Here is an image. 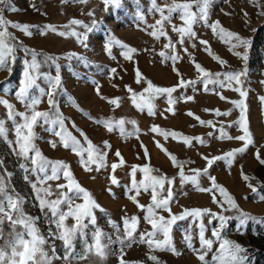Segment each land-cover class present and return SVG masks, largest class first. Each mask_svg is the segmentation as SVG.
<instances>
[{"label":"rangeland","instance_id":"374dc122","mask_svg":"<svg viewBox=\"0 0 264 264\" xmlns=\"http://www.w3.org/2000/svg\"><path fill=\"white\" fill-rule=\"evenodd\" d=\"M156 2L164 6L165 3H171V0H156ZM13 8L15 11L12 10ZM0 9L3 10L6 20L31 26V36L11 27L8 30L15 37L13 44L23 45L30 52L35 51L38 54L37 61L40 67L37 74L40 78L37 83L45 91L49 90L46 77L54 78L57 75V66L59 67L62 89L58 90L55 98L59 113L64 119L65 131L80 140L81 146L86 148L87 142L81 135L83 133L93 145L106 153L107 167L99 171H85L81 166L80 158L70 149H65L60 138L54 134L59 131V125H41L36 129L39 137L36 144L43 156L52 162L68 163L75 179L83 188L91 192L100 205V208L93 210L96 225L89 224L84 230L85 235H78L74 240L77 253L84 250L85 242L89 244L93 242V232L96 227L102 230L106 237L110 236L116 241L118 235L123 236V219L135 216L139 221L136 242L132 243L131 247L124 246V259L129 264H154L148 259L150 255L157 256L160 264H201L184 241L186 233H190L194 247L197 249L200 247L199 222L193 221L191 217L178 221L172 230L173 243L180 255H174L169 251H152L146 243L139 242V234L151 231V225L146 222V211H141L128 198L129 195L134 194L130 191L132 180L130 173L132 166L139 168L147 165L156 170L153 174L163 175L173 181L171 188L174 199L170 204L173 214H180L185 209H209L211 212L231 217L223 235L248 250L246 255L251 264H264V224L250 221L244 228H240L239 225L241 211L257 220L264 219V201L259 199L264 195V164L259 162L260 159H264V103L260 99L264 97V0H254V2L210 0L208 23L219 21L226 31L251 41L247 49L239 47L231 51L230 45L223 42L218 35H214L211 28L203 21L194 25L197 37L185 38L184 44L178 43L179 36L171 30V25L165 27L168 38L155 39L150 35L153 31L151 26L159 19V13L153 10L152 0H138V2L121 0L119 7L106 6L103 0H87L86 3L80 0H9L8 5H0ZM89 12L93 15H88ZM72 19L80 20L83 24L65 28L64 25H68ZM93 22H95L94 26ZM172 22L176 25L182 23L176 14ZM46 25L55 26L58 31L75 30L80 34H87V47L80 44L76 37H62L52 32L40 34V30ZM83 25L93 26V31L86 32ZM110 38L135 48L137 51L133 54L132 60L124 58L122 55L124 49L119 45H113L109 54L105 45ZM169 38L175 45L174 49L164 47ZM200 40L208 42L211 53L225 62L223 66L205 51V46L199 43ZM162 51L169 57L175 55L179 59L173 65L171 59L165 60L159 55ZM234 52L241 54L247 52V61H243ZM71 54L75 55L69 59ZM15 56V62L9 64L11 72L0 70V85H4L0 88V97L8 99L17 110L25 111L24 106L16 100L15 92L24 78V61H31V55L30 53L26 55L23 49L17 46ZM47 57H52L54 60H49ZM193 61L211 73L212 80L217 79L216 74H220V80H223L224 74L227 73L244 71L245 75L241 77L239 85L233 84L231 88L227 86L222 88L219 83H207L208 90L205 91L206 79L196 71ZM173 67L179 71L180 77L173 71ZM112 69H116V72L112 73ZM137 69L143 76L140 83L136 82ZM181 77L185 81H194V83L187 87H177L172 94L173 99L176 100L173 105L175 114L166 111L169 107L166 94L153 99L154 114L150 115L147 108L140 110L134 106L132 94L127 90L130 87L133 92L144 93L147 96L145 89L148 81L157 87L170 88L176 87ZM236 87L245 91L246 97H241L239 92L233 90ZM34 93L39 96V89H35ZM221 96L227 99H221ZM187 97L192 99L187 100ZM114 98H119V107L108 102ZM41 99L38 110L54 112L49 109L47 97ZM241 99L247 106L246 115L253 143L244 152H238L231 159V163L227 158L219 159L208 167L205 157L209 159L226 157L228 152L244 146L243 141L220 137L221 128L230 137L243 134L236 123L240 117V110L231 103ZM217 110L230 114L217 116L215 114ZM189 112L194 116H189L187 114ZM194 117H199L205 122L211 121L212 126L207 123L202 125ZM0 119L6 121V127L9 129L8 139L14 140L12 122L7 121L6 110L2 106H0ZM52 119H55V115ZM121 119L125 121L123 135L118 126H115L111 132L103 126L104 121H112L115 125V122ZM154 126L162 131L176 132L180 136L191 138L192 145L184 144L179 136L176 139L171 136L165 139L152 131ZM200 139L204 141L203 144L199 142ZM50 142H55L57 147L53 149ZM105 142L110 147L105 148ZM157 142L184 165L186 176L194 175V169L201 171L198 177L201 188H210L212 186L210 177H215L217 184L223 186L235 199L238 210L224 211L213 202L212 193L198 191L194 184L182 182L179 169L174 167L168 156L157 147ZM117 151L120 152L125 164L115 172L119 185H112L109 177L112 174L111 164L118 162L119 159L115 155ZM0 159L4 160V170L11 173V186L25 198V212L38 218L37 226L47 236L49 228L54 225L49 223L50 213L39 208L36 194L31 187V183L37 182L45 174L26 173L19 167L24 161L18 160L2 140H0ZM28 167L33 166L28 164ZM206 168L207 174H204L203 170ZM47 174H51L50 168ZM242 174L247 175L249 180L245 181ZM25 176L28 177L27 180ZM142 179L143 173L138 171L136 180ZM65 183L63 176L58 180L47 181L43 187H51L53 192L49 199H55L59 191L57 185ZM249 184L257 189L256 193L251 190ZM165 187L169 186L165 185ZM213 192L218 200L222 199L217 190L213 189ZM137 199L145 206L151 203L150 193L142 192ZM159 215L168 217V213L164 211H159ZM203 220L207 229L206 237L211 238V230L218 226V221L214 220L209 224L207 216ZM109 221L117 225L119 231L112 227ZM66 223L72 225L75 221L69 218ZM9 232L11 229L6 224L5 233ZM3 243L4 241L0 240V244ZM49 243L55 248L56 258L53 259L52 264H67L63 259L66 251L63 242L50 239ZM217 247L218 245L214 244V250ZM120 248L118 242L109 244V255L103 264H119ZM46 250L52 255L48 246ZM213 254L214 252L209 253L206 259L211 260ZM71 264H88V262L73 260Z\"/></svg>","mask_w":264,"mask_h":264},{"label":"snow or ice","instance_id":"6c2138e0","mask_svg":"<svg viewBox=\"0 0 264 264\" xmlns=\"http://www.w3.org/2000/svg\"><path fill=\"white\" fill-rule=\"evenodd\" d=\"M9 0H0V5L7 6ZM82 3H86L87 0H80ZM104 4L114 5L119 7L121 0H103ZM138 2V0H137ZM254 2V0H252ZM210 0H171V3H165L164 6L157 4L156 0H152L153 10L159 13V19L156 20L155 25H152L153 31L150 33L155 39L159 40L161 37L168 38V34L165 30L166 25H171V30L179 36L178 43L184 44L185 38L195 39L197 37L194 31V25L200 21L210 27L214 35H218L219 38L230 45V51L239 47L247 49L251 41L240 37L238 34L226 31L219 23V21L208 23ZM196 8V11L193 9ZM15 11V9H12ZM176 14L177 18L182 22L180 25L174 24L173 16ZM88 15H93L89 12ZM143 17H141L142 19ZM83 22L77 19H72L69 21L68 25H64L65 28H71L72 25L80 26ZM95 22H93V26ZM93 26L83 25L86 32L93 31ZM9 27L17 29L25 35L31 36L32 32L29 25L13 23L5 19L3 10L0 9V70H7L11 72L9 67L10 63H14L16 60L15 52L17 46L23 49L26 55L30 53L31 61L25 60V71L23 73V80L20 82L18 90L15 92L16 100L22 104L25 111L17 110L16 106L11 103L8 99L0 97V106L6 110L7 121L12 122V131L14 133V140H9V129L6 127V121L0 119V140L5 142L9 147L12 154H14L18 160L24 161L19 164V167L23 169L26 173H44L45 175L38 179L37 182L31 183V187L36 194V199L39 204L41 211L50 213L49 223L54 225L50 227L47 236H45L39 227L37 226V217L28 215L25 212V198L16 192L15 188L11 186L10 177L11 173L4 170V160L0 159V240L4 243L0 244V264H52L55 257L54 245H50L51 240H60L63 242L65 247V256L63 259L67 264H71L73 260L76 261H87L88 264H103L109 255V244L113 242H118L121 245L119 264H129L124 259V246L131 247L132 243L136 242V232L138 227V218L133 216L131 218L125 217L123 219L124 232L123 236H117L116 241H113L110 236L106 237V234L100 230L98 227L95 228L93 232V242L86 243L84 250L77 253L75 250L74 240L76 237L84 236L85 229L89 224L95 226L96 216L93 210L100 208V205L96 202L91 192L83 188L80 183L75 179L71 167L68 163L63 161L52 162L43 156L40 149L37 147L36 141L39 138L36 131L37 127L41 125H59V131L54 134L60 138V142L65 149H70L75 155L80 158L81 166L85 171H99L102 168L107 167L106 164V153L99 149L97 146L93 145L88 138L84 136L87 142V147L81 146L80 140L71 134L67 133L64 128V119L59 113L58 103L56 100V95L58 90L62 89V81L59 75V67L57 66V75L54 78H48L49 90L45 91L37 83L40 78L37 74V70L40 67L37 61V53L24 48L23 45L13 44L12 41L15 37L9 32ZM47 32L56 33L62 37L72 36L76 37L77 41L87 47V34H80L75 30H70L68 32L58 31L55 26L46 25L40 30V34H46ZM199 43L205 46V51L209 55L213 56V59L217 60L222 66L224 61L218 56L211 53L208 47V42L205 40H200ZM113 45H119L124 49L122 55L126 60H132L133 54L136 53L135 48H131L126 44L121 43L115 38H110L105 45L106 51L111 54ZM195 45H193L194 47ZM167 48H175L169 38L168 43L164 45ZM187 51V49H185ZM235 55L240 57L243 61H247V52L241 54L240 52H234ZM75 54H71L68 58L71 59ZM159 55L165 60L171 59L173 65L179 59L177 56L173 55L171 57L167 56L165 52H160ZM49 60H54L52 57H47ZM78 59H83L78 57ZM194 68L200 74L202 78L206 79L205 91H207V83H219L220 87L231 88L233 84L239 85L241 83V77L245 75L244 71L237 73H227L224 74V79L220 80L217 75L216 80H212V74L206 71L200 64L193 61ZM112 73L116 72V69L111 70ZM173 71L176 72L178 77L181 76L179 71L173 67ZM143 79L142 73L139 69L136 70V82L140 83ZM194 83V81H185L182 77L176 87L163 88L157 87L152 84L151 81L147 82V88L145 93L137 94L129 87L127 90L132 94L131 99L134 106L140 110L147 108L148 113L154 114V104L153 99L159 95L167 96V102L169 107L166 109L168 112L174 113L173 105L176 100L173 99L172 94L177 90V87H187L188 85ZM4 85H0L3 88ZM35 89H39V96L34 93ZM233 90L239 92L241 97H246L247 93L241 90L239 87ZM99 95V88L96 89ZM47 97V104L49 109L54 110V112L40 111L39 105L42 102V97ZM103 98V97H102ZM221 99H227L221 96ZM187 100H191L192 97H187ZM261 102L264 103V97H261ZM109 103L119 107V98H114L108 100ZM236 108L240 110L239 120L236 122L242 131V135L238 137L227 136V133L223 128L220 129V137L228 139H237L244 142V146L235 151H230L226 154V157H214L207 160L208 167H211L215 160L227 158L229 163L231 159L234 158L238 152H244L249 145L253 143L252 134L248 127L247 119V106L244 100L232 101ZM189 116H194L193 113H187ZM217 116L224 115L227 116L230 113L216 111ZM55 115V119L52 116ZM200 124L207 123L212 126L211 121L200 120L199 117H194ZM97 123H100L97 121ZM134 123V122H133ZM124 124L123 119L115 122L104 121L103 126L107 128L109 132L113 131L115 126H118L121 134H124ZM152 131L162 135L165 139L169 136L176 139L178 136L187 146L192 145L191 138L180 136L176 132H166L162 131L158 127H153ZM201 144L204 143L202 139L199 140ZM53 149L57 147L55 142H50ZM105 148L110 147L107 142L104 145ZM157 147L161 149L169 158L174 167L179 169V176L182 182H190L194 184L198 191L208 192L213 194V202L218 204L224 211L230 209L238 210V205L235 199L228 193V191L217 184L215 177H210L212 186L210 188H201L199 186L198 177L201 175L200 170L194 169V175L186 176L184 174V165L177 161V158L169 153L166 148L157 142ZM115 155L119 158L118 162L111 164L112 174L109 179L112 185H119V180L115 176V172L118 168L124 166L125 161L121 156L120 152L117 151ZM145 155L147 156V149H145ZM86 157V158H85ZM259 159V156L257 155ZM261 164H264V159H260ZM28 164L33 167L29 168ZM50 168L51 174L48 175V170ZM143 173V179L140 181L136 180L137 172ZM154 171L151 167L145 165L143 167L132 166L131 169V188L130 191L133 195H129L128 198L136 204V206L141 211H146V222L151 225V231H147L139 234V242L146 243L150 250L152 251H169L174 255H180L181 253L177 250L173 243L172 230L178 221H183L189 217L193 221H198V238H199V249L195 248L193 245V238L190 233H186L184 236V241L186 246L191 249L197 256V259L201 264H251L248 259L247 249L243 247L238 242L227 239L224 235V229L227 225L228 220L231 217L225 216L222 213L211 212L209 209H185L180 214H173L171 211L170 204L174 199V194L171 188L173 181L168 179L163 175L153 174ZM204 174H207V168L203 170ZM63 176L66 181L65 184H58L57 189L59 190L56 194L55 199H49L53 195L51 187H43L49 180H58ZM8 177L9 179H6ZM242 178L245 181L249 180L247 175L242 174ZM27 180L28 177L25 176ZM38 185H41L38 187ZM168 185L169 187H165ZM251 190L256 193L257 189L251 184L248 185ZM66 189V191H65ZM213 189L217 190L222 197L218 200ZM109 191H111L109 189ZM150 193L151 203L147 206L140 204L137 197L141 193ZM166 193V195L164 194ZM259 199L264 201V195L260 196ZM81 200L82 203H76L75 201ZM227 205V208H225ZM66 209V210H65ZM103 211V209H101ZM159 211H164L168 213V217L159 215ZM209 217L208 223L211 224L214 220L218 221V226L211 230V238L206 237V225L203 218ZM71 218L75 221L74 224L68 225L66 221ZM87 221V223H85ZM255 222L258 224H264V219L257 220L255 217L248 215L244 212H239V225L240 228L247 226L248 222ZM112 227L117 228V225L109 221ZM11 229V232L5 233V225ZM117 231L119 229L117 228ZM107 240V242H105ZM214 244L218 247L214 250ZM46 246L51 249L52 255H49V251L46 250ZM211 260H207L206 257L209 253H213ZM96 258L93 260L92 258ZM149 260L153 261L154 264H160L157 256L150 255Z\"/></svg>","mask_w":264,"mask_h":264}]
</instances>
